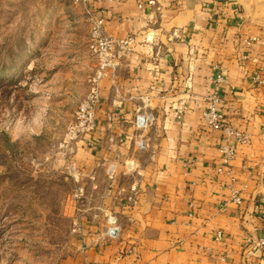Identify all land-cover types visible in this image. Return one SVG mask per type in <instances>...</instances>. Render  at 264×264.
Masks as SVG:
<instances>
[{
	"label": "crops",
	"instance_id": "obj_1",
	"mask_svg": "<svg viewBox=\"0 0 264 264\" xmlns=\"http://www.w3.org/2000/svg\"><path fill=\"white\" fill-rule=\"evenodd\" d=\"M148 1L92 4L109 36L131 39L118 95L101 82L96 127L78 149L85 174L108 182L102 215L112 212L119 232L98 243L105 217L81 220L76 250L60 264H264L255 245L264 237V0ZM214 72L225 80L226 124L248 137H229L227 165L226 135L202 122ZM139 109L153 116L142 129Z\"/></svg>",
	"mask_w": 264,
	"mask_h": 264
},
{
	"label": "rangeland",
	"instance_id": "obj_2",
	"mask_svg": "<svg viewBox=\"0 0 264 264\" xmlns=\"http://www.w3.org/2000/svg\"><path fill=\"white\" fill-rule=\"evenodd\" d=\"M87 42L75 0H0V264H60L74 222L104 217L108 182L85 174L82 140L61 147L95 73Z\"/></svg>",
	"mask_w": 264,
	"mask_h": 264
},
{
	"label": "built area",
	"instance_id": "obj_3",
	"mask_svg": "<svg viewBox=\"0 0 264 264\" xmlns=\"http://www.w3.org/2000/svg\"><path fill=\"white\" fill-rule=\"evenodd\" d=\"M114 0H75L83 10L86 23L88 25V42L87 47L90 55L95 61V73L88 80V91L86 96L78 105L74 120L68 127L67 132L63 138L61 147L64 149L72 148L71 145L76 140H83L96 127L95 114L96 109L100 103V85L105 79L111 81V87L113 88L114 97L118 95V87L114 81L117 69L122 60L127 56L129 51V44L131 39L129 37L123 39H117L109 36L105 31V19L98 9L93 8L95 2H113ZM148 5L154 6L155 0H149ZM141 7V5H139ZM217 68H214V70ZM225 80L219 73L214 72L212 79L213 91L204 98L205 109L202 113L203 125L211 130L222 131L226 135L225 144L219 147L221 154V162L223 165H227L233 158L234 145L229 144V137H232L235 143L246 142L248 137L240 131L230 128L224 119L221 112L222 96L218 92V86L224 83ZM112 101L113 105H119L123 98L117 97ZM143 102V101H142ZM185 106L177 107L175 109V118L180 120L183 116ZM153 121L151 113L143 112L141 109L137 110L134 116V125L137 129L145 128ZM146 144L143 140L136 142V148L138 150H144ZM113 172V165L109 166L107 173L110 176ZM233 201L239 203V198L236 196V192L233 193ZM82 189L79 188L75 194L76 200L81 199ZM264 216V210L261 211ZM106 220V227L99 234L98 243L107 242L115 239L119 232V226L116 216L109 211L104 212ZM81 219L78 218L74 222V226L77 229V233H80ZM256 247L261 248L264 251V237L258 238L255 242Z\"/></svg>",
	"mask_w": 264,
	"mask_h": 264
}]
</instances>
